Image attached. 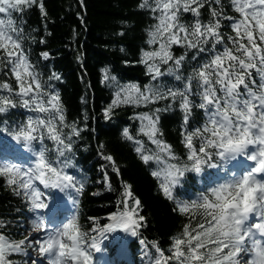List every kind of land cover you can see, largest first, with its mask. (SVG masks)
Returning a JSON list of instances; mask_svg holds the SVG:
<instances>
[{"label": "trees", "instance_id": "trees-1", "mask_svg": "<svg viewBox=\"0 0 264 264\" xmlns=\"http://www.w3.org/2000/svg\"><path fill=\"white\" fill-rule=\"evenodd\" d=\"M142 3L143 0H37L22 14L13 13L15 26L23 30V48L29 61L40 74L45 88L59 93L65 124H74L81 130L78 137H72L71 151L65 154L69 160L66 171L75 178L81 190L66 189L63 196L74 207L71 216L78 218L81 231L87 234L85 247L92 263L96 264L102 263L95 256L97 251L89 247L92 238L97 240L99 252H105L111 259L128 260L127 264H156L158 258L160 264H177L173 258L174 240L182 237L185 225L194 227L200 220L199 214L180 213L178 204L196 199L199 192H206L232 172L230 164L226 171L203 165L204 172L200 176L186 171L180 182L171 186L172 198L169 199L161 190L165 170L171 166L190 167L184 134L204 123V112L193 107L185 125L177 96L174 101L169 98L149 104L121 103L105 117V110L112 105L117 93L123 95L121 90L127 86L135 84L142 91L152 88L164 93L168 89L183 90L192 69L212 55L210 44L205 46L208 50L204 52L174 45L173 56L185 57L182 66L168 73L172 62L160 65L161 72L166 74L153 79L142 62V55L158 47L147 43L158 13L148 7L141 8ZM213 10L222 13L220 32L227 44L228 37L234 33L229 27L230 21L223 17L238 18L239 14L234 11L231 0H220V3L207 0L200 9L199 20L202 23L211 21ZM195 19L190 12L180 14L181 23L186 25H191ZM221 47L217 45L218 49ZM45 52L49 54L48 59L42 55ZM53 73L60 79H49ZM177 75L180 80L176 79ZM3 81L16 88V81L6 66L0 71V82ZM256 82L259 83L258 78ZM196 92L193 82L190 98L194 104H199ZM157 108L162 111L155 113ZM144 114L159 116L155 139L170 146V151L162 150L140 132L142 122L137 117ZM30 115L36 114L20 106L0 114V161L30 166L34 157L9 135L14 126L18 128ZM125 128L134 137L133 141L123 137ZM63 131L68 134L70 128L65 127ZM193 143L198 149L200 139L194 138ZM44 144L49 157H54L53 142L45 139ZM39 147V142H35V148ZM137 147L142 153H137ZM141 154L152 155L154 159L145 164ZM106 156L113 157L118 173ZM212 161H217V157ZM153 171L160 175L154 177ZM125 185L130 186V197L124 195ZM14 187L7 183L6 176H0V235L12 242L25 241L21 251L12 253L7 259L11 264H29L25 251L30 246L26 244L34 235L32 221L40 210H31L30 201L23 194L18 195ZM40 191L55 201V189ZM136 200L140 202L137 218L143 217L135 230L136 235H126L119 230L106 231L110 217L133 208Z\"/></svg>", "mask_w": 264, "mask_h": 264}, {"label": "snow or ice", "instance_id": "snow-or-ice-1", "mask_svg": "<svg viewBox=\"0 0 264 264\" xmlns=\"http://www.w3.org/2000/svg\"><path fill=\"white\" fill-rule=\"evenodd\" d=\"M207 0H143L141 8L148 7L155 16L154 30L149 33V46L158 45L151 51H145L142 62L146 64L148 73L153 79L165 75L160 65L170 61L173 67L168 73L178 71L185 57H174L172 47L207 51L206 45H211L212 55L207 60L198 63L187 77L183 90L168 89L166 93L158 89L141 90L132 84L118 92L112 105L105 110L109 117L112 109L121 103L145 104L180 97V109L183 122L188 124L192 108H198L205 114L204 123L184 134L183 143L187 149V159L191 165L184 168L171 166L165 170L161 190L171 199V186L177 185L186 171L199 173L206 162L213 157H223L225 151L235 145L243 151V157L254 164L249 171L252 176L245 179V184L251 180L254 188L252 199L247 206L239 205L228 208L220 215V206L215 195H204L190 201L178 204L182 214L197 215L200 220L193 227L185 225L181 238L173 242V258L177 264H241V257L247 256L245 264H264V0H231L233 9L239 17H223L229 20L232 33L228 43H224L220 32L222 13L215 10L213 19L208 23L199 20L200 9ZM220 3V0H215ZM37 0H0V71L8 67L16 81V88L6 81L0 82V114L20 106L30 115L18 126V131L12 136L14 141L22 140L39 142L35 151L30 149L34 157L30 166H22L13 162L0 161V176H6L7 183L15 186L14 191L23 194L31 205V210H49L50 203L37 186L46 189H56L63 193L66 189L77 187L75 178L66 169L69 160L66 152L71 151V139L80 135V129L74 124H65L63 105L58 92L45 88L40 74L28 59L23 48L22 29L15 26L13 13L22 14L27 8L36 4ZM43 12V5L40 4ZM181 12H190L196 19L191 25L181 23ZM217 45H221L220 49ZM48 59L47 52L42 54ZM152 61V63H148ZM255 74V76H254ZM108 79L107 75L104 77ZM256 78L259 83L257 84ZM49 79H60L53 73ZM112 79H115L114 77ZM180 80L179 75L176 76ZM193 82L197 89L200 103L191 100ZM18 98V99H17ZM161 109H155L159 113ZM141 120L140 132L162 147L170 151V146L162 145L155 139L159 129V116L144 114L137 117ZM70 128L65 134L63 129ZM123 137L133 141L129 130H123ZM194 138L200 139V146H194ZM45 139L54 144V157H49ZM209 149L213 151H209ZM246 149V150H245ZM142 153L140 147L136 148ZM63 158V159H61ZM175 158V157H173ZM106 160L113 164L112 156ZM141 159L148 164L154 159L152 155L141 154ZM158 160V157L156 158ZM234 159V157H233ZM212 168L216 165L211 164ZM157 177L159 172L153 171ZM107 179V178H106ZM124 195L131 196L130 186L125 185ZM139 201L134 202L131 209L124 210L110 217L112 223L106 231L117 230L136 235L143 217H138ZM127 208V206H126ZM33 230L39 228L44 233L43 239L37 237L31 243L38 245L36 249L41 256L46 257L51 264H92L90 252L81 247L78 218L72 215L60 226L50 227L41 216L32 221ZM25 241L12 242L0 235V264H11L9 255L21 251ZM90 248L101 251L95 238H92ZM187 249V251L184 250ZM159 252V249H157ZM156 264H160L159 258Z\"/></svg>", "mask_w": 264, "mask_h": 264}, {"label": "clouds", "instance_id": "clouds-1", "mask_svg": "<svg viewBox=\"0 0 264 264\" xmlns=\"http://www.w3.org/2000/svg\"><path fill=\"white\" fill-rule=\"evenodd\" d=\"M17 131L18 128L14 126L13 131L10 132L9 135L13 136ZM16 143L20 144L25 152L29 153L30 149L35 151L32 142L16 140ZM240 157H243V151H239L238 147L233 145L225 151L223 157H217V161L206 162L205 165H207L208 169H216L219 167L222 171H226L227 166ZM213 163L216 165L215 168L211 167V164ZM203 172L204 168L202 167L201 171L196 174L197 176H200ZM251 176L252 173L250 171L244 172L243 175H238L235 171L230 172L226 179L209 187L206 192H199L198 197H202L206 194L209 196L215 195L217 197V203L220 206V215L223 216L228 208H234L242 204L247 206V203L251 201L254 191V188L251 187V180L245 184V179ZM261 183H264V181H261ZM261 203H264V201ZM36 230H39V228ZM86 235V233L82 232L80 238L81 247H84L87 242ZM48 264H51V262H48Z\"/></svg>", "mask_w": 264, "mask_h": 264}, {"label": "rangeland", "instance_id": "rangeland-1", "mask_svg": "<svg viewBox=\"0 0 264 264\" xmlns=\"http://www.w3.org/2000/svg\"><path fill=\"white\" fill-rule=\"evenodd\" d=\"M37 185H38V183H37ZM58 194H59L58 195L59 198H58L57 205L51 203L50 199H48L47 196H44V197H46V202L50 203V208L48 211L43 210L40 212V216L43 217L47 222L51 221V224H49L50 227L60 226L61 223L59 222L60 218H59L58 214L65 212L66 209H69V206H67V204L63 201V199H61L59 191H58ZM55 217H58V220L53 219ZM111 223H112V221H111ZM36 232H38V234H39L38 237L43 239L44 233L41 230H37ZM122 232L126 233V234H130V232L129 233L124 232V231H122ZM34 240H35V238L30 240L29 243L31 246L35 245V243H31V241H34ZM103 255H104L103 253L102 254L98 253V256H101L104 259ZM30 256H31V263L34 262L35 264H48L47 258L41 256V254L37 250H33V247L30 250ZM247 260H248L247 256H242L241 257V264H245V262Z\"/></svg>", "mask_w": 264, "mask_h": 264}]
</instances>
